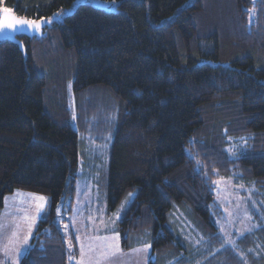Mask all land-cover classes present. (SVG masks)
Here are the masks:
<instances>
[{
  "label": "trees",
  "instance_id": "obj_1",
  "mask_svg": "<svg viewBox=\"0 0 264 264\" xmlns=\"http://www.w3.org/2000/svg\"><path fill=\"white\" fill-rule=\"evenodd\" d=\"M76 1L0 0L30 20L57 17L42 37L19 36L26 53L0 40V213L16 190L50 198L20 264L69 261L56 221L63 196L73 200L80 159L69 87L81 128L117 118L111 208L136 193L117 229L122 247L151 243V264H204L211 249L189 255L169 214L181 210L217 240L212 167L264 201V0ZM230 137L248 140L234 159ZM261 227L241 239L253 251L238 264H264ZM223 252L213 249L208 264H234Z\"/></svg>",
  "mask_w": 264,
  "mask_h": 264
},
{
  "label": "rangeland",
  "instance_id": "obj_2",
  "mask_svg": "<svg viewBox=\"0 0 264 264\" xmlns=\"http://www.w3.org/2000/svg\"><path fill=\"white\" fill-rule=\"evenodd\" d=\"M82 1H90L107 9H112L113 7L104 0H77L73 8ZM247 37L249 36L247 35ZM67 94L73 126L80 134V159L74 197L73 200H70L69 196H63L57 206L60 212L56 216V221L63 229L66 240L68 242L70 240L72 244L69 257L71 256L73 259H69L68 264H79L81 260V243L85 245L84 264H151V260L156 261V256L151 259L152 245L147 252L137 251V249H142L145 244L151 243L138 245L129 251L124 250L119 233L120 250L113 251L106 247H101L104 241L97 239L105 236L112 237L114 232H118L119 223L133 203L136 193L132 192L131 197H129L130 193H128L120 203L111 208L109 172L117 118H115L116 116L113 119H106L102 116L100 118L95 117V119L90 120L91 122L86 126V129H83L77 124L79 113H77L75 108L74 94L71 87L68 88ZM101 121L104 124H106V121L109 125L99 124ZM94 128L96 129L94 130ZM228 140V145L225 149L231 159L236 157L248 141L246 137H230ZM211 169V178L215 185L216 194L213 212L216 219L215 223L219 229L217 240L212 241V238H206L201 233L196 232L191 226L188 217L181 210L169 214L168 226L172 229H177V236L181 237L183 243H187L189 246V255L203 258V255H206L208 250L211 249L210 253H212L214 249L222 253L226 251L236 257L233 258L234 264H238V259L249 263L248 255L253 250L246 248L242 251L244 245L241 239L246 237V235L253 234L257 229H263L261 226H264V201L257 198L253 187L246 185L239 177H235L232 174L221 175L217 167H212ZM26 193L37 196L42 195L30 191H26ZM45 197L48 201L46 206V211H48L50 198ZM122 204L124 207L119 213L120 218L116 219L114 224L111 223L113 213L121 209ZM44 214H42V217ZM64 224L69 226L67 230L63 228ZM77 235L80 237L79 241L76 239ZM74 239L75 242H73ZM89 244L93 246L91 251L88 250ZM76 249L77 252H75ZM102 252L110 254L107 258H104L101 255ZM210 253L208 259L203 260L204 264H208L213 260L209 259ZM254 254L256 255L255 251ZM174 264L178 263L175 262ZM198 264H202L200 260Z\"/></svg>",
  "mask_w": 264,
  "mask_h": 264
},
{
  "label": "crops",
  "instance_id": "obj_3",
  "mask_svg": "<svg viewBox=\"0 0 264 264\" xmlns=\"http://www.w3.org/2000/svg\"><path fill=\"white\" fill-rule=\"evenodd\" d=\"M34 196L37 195L26 193V190L24 192L16 190L6 195L4 208L0 213V264H20L22 257L31 248V241L41 219L37 217L35 222L30 219L36 215ZM26 216L29 219H25ZM30 226L31 237L25 246L23 245V239L27 236ZM18 248L21 249V257L17 261L13 257Z\"/></svg>",
  "mask_w": 264,
  "mask_h": 264
},
{
  "label": "snow or ice",
  "instance_id": "obj_4",
  "mask_svg": "<svg viewBox=\"0 0 264 264\" xmlns=\"http://www.w3.org/2000/svg\"><path fill=\"white\" fill-rule=\"evenodd\" d=\"M0 11H2L3 16L2 19H0V32H3L5 29H9L12 32H16V31H22L23 27L25 25H27L29 28L35 30V31H40L41 27H42V23H52L51 18H48L46 21L41 18L40 22H37L35 20H28V19H21L16 17L12 10L8 9V8H3L0 9ZM131 193L129 194V197H131ZM34 200L36 201V215L31 217L30 219L35 222V220L37 219V217L42 218V214L45 213L46 211V206H47V198L45 196L39 195V196H34ZM124 205H121V209H118L116 213H113V220L111 221V223H115L116 219H119V213L120 211L123 209ZM57 213L59 214L60 209L59 207L56 209ZM25 219H29V217H25ZM103 223V222H102ZM68 225L64 224L63 228L65 230L68 229ZM31 237V226H30V230L27 234V236L24 237L23 239V245H27L28 244V240ZM76 239L79 241L80 237L79 235H77ZM97 239H102L104 241V244L101 245V247H106L109 250H113V251H119V232H114V235L112 237H102V238H97ZM68 247L71 248L72 244L71 241L69 240L68 243ZM151 248V244H145L143 246L142 249H137V251H143V252H147L148 249ZM93 249V246L91 244L88 245V250L91 251ZM80 254H81V260L79 262V264H84V256H85V245L83 243L80 244ZM110 253L107 252H102L101 255L104 258H107V256ZM21 257V249L18 248L16 249L15 252V256L13 257L14 260H19V258ZM69 259H73V257H69Z\"/></svg>",
  "mask_w": 264,
  "mask_h": 264
},
{
  "label": "water",
  "instance_id": "obj_5",
  "mask_svg": "<svg viewBox=\"0 0 264 264\" xmlns=\"http://www.w3.org/2000/svg\"><path fill=\"white\" fill-rule=\"evenodd\" d=\"M13 14L16 17L21 18V19H28V18L21 17V16L17 15L15 12H13ZM2 16H3V13L1 12L0 19H2ZM56 18L57 17H55V16L51 18L52 23H42V27H41L40 31H35V30L29 28L27 25H25L23 27L22 31L12 32L9 29H5L3 32H0V40H10L13 43L18 44L20 46V48L22 49V51L24 53H26L25 43L22 41V39L19 38V36L25 35V36L30 37V38L35 37V36L42 37L46 27L51 26L53 24V22L56 21ZM28 20H30V19H28ZM44 20L46 21L47 18H44ZM35 21L40 22L41 19L40 20H35Z\"/></svg>",
  "mask_w": 264,
  "mask_h": 264
}]
</instances>
